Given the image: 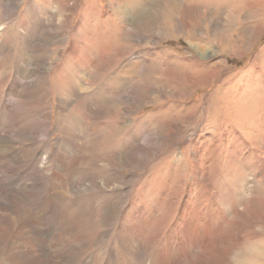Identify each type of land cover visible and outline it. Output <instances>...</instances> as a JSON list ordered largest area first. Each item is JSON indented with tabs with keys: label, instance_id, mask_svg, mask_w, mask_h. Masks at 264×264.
<instances>
[{
	"label": "rangeland",
	"instance_id": "rangeland-1",
	"mask_svg": "<svg viewBox=\"0 0 264 264\" xmlns=\"http://www.w3.org/2000/svg\"><path fill=\"white\" fill-rule=\"evenodd\" d=\"M159 1L155 19L134 39L131 27L113 14L114 6L127 7L125 0H0V106L9 111L6 116L28 117L7 125L10 139L1 153L5 177L16 183L31 176V197L36 199L61 189L60 180L54 190L35 174L38 156L49 150L57 160L55 143L62 140L56 115L66 109L58 106V85L51 79L55 71L74 72L85 64V82L77 89L88 97L78 106L87 124L83 122V131H73L75 160L69 164L62 157L58 163V175L65 168L68 191L62 205L82 216L91 212L101 230L106 225L118 229L128 218L125 234L136 233L140 252L159 255L161 264H197L201 259L208 264H264V0H222L217 8V0ZM127 37L136 50L106 74L105 64L115 52H124ZM134 63L142 78H127L122 92L115 77ZM48 78L46 86L36 88ZM137 84L141 97L126 96ZM18 96L28 105L13 101ZM102 110L109 112L108 130L127 128L123 136L116 129L90 128L93 119L101 122ZM43 118L51 120L44 124L45 134L36 124ZM30 129L28 142L29 135L22 134ZM98 132L112 137L101 139ZM123 152L134 155L126 165L129 171L112 161ZM82 156L89 158L91 173ZM85 175L102 187L107 181L110 185L75 194L87 183ZM121 177L135 181L116 188ZM127 191L124 206L121 194ZM5 227L0 225L1 238ZM116 234L107 239L109 250L115 249ZM17 241L11 237L4 252L10 253Z\"/></svg>",
	"mask_w": 264,
	"mask_h": 264
},
{
	"label": "bare ground",
	"instance_id": "bare-ground-1",
	"mask_svg": "<svg viewBox=\"0 0 264 264\" xmlns=\"http://www.w3.org/2000/svg\"><path fill=\"white\" fill-rule=\"evenodd\" d=\"M152 1H153V3H151L150 8H148L150 0L149 1L148 0H125L126 4H124V6H127V7L129 6V8L120 7V6H116V7L114 6L113 7L114 8L113 14L119 15L118 16L120 18L119 20H121V22L128 24L129 28L131 27L130 32L133 34L134 39H136V37L141 36V27H143V28L146 27L147 25H149L151 23L152 20L155 19V15H154L153 11H156L158 9V6L160 5V1L159 0L157 2L155 0H152ZM221 1L222 0L215 1L216 8L218 5H220L222 3ZM112 2L113 1H111V3ZM126 9H130L131 11H122V10H126ZM86 19L87 18H85V20ZM68 29H69V27H68ZM66 31H68V30H66ZM172 32H173L172 34H174V31H172ZM84 36H86V35H84ZM126 36H129V34H127ZM126 40H127V43H126V45L123 46L124 52H122V53L121 52L119 53L118 51L115 52V54H113V56H111L108 59V63L105 64L103 70H104V72H106V74H108V70L112 71L113 67H116V65L120 62V60L127 53H131V52L136 50L137 47H135L133 45V43L129 44V42H128L129 38L128 37L126 38ZM81 41H83V40H81ZM84 41H86V40H84ZM86 42H88V41H86ZM24 49H25V44L21 45V50H23V51L20 52L21 53L20 56L24 53ZM43 51H45V50H43ZM73 56H75V55H73ZM11 67H15V66H11ZM18 68L19 67H17V69ZM48 68H50V67L48 66ZM87 69H86L85 64H83L78 69L74 70V72L71 71V68L69 70H63V71L61 70L62 75H61V71L59 72L58 71L59 69H58L57 71L59 73H56V71H55L54 72L55 76L51 79V81H53L55 83V85H58V87L55 88L56 89V91H55L56 92L55 93L56 98H58V100H57L58 106L62 105L66 109V111L64 114L60 113V114L56 115L58 131L62 135V137H61L62 140L55 143L56 147L58 149L57 160L53 161L51 159L52 157L50 158L49 150H47L46 153H43V156L42 155L38 156V157H40L39 161L35 160L38 163V165L40 164L39 167L43 168V169H40L38 167L39 173H35L37 176V179H41L44 176L45 180L47 182L46 185H49L52 183V185L54 186V190H55V187L57 189L58 184L60 185V183H58L57 180L61 181V189L59 191L55 190V192H53L49 198L36 199V198L31 197L32 196L31 195L32 190L30 188V185L32 183L31 182L32 179H30L31 176L29 178L27 174H25V177L23 179L19 180L18 182L15 181L16 183L11 182L8 178L5 177L6 174H5L4 169H3L4 166H2L4 162H3V159L1 158V153H3L5 151V150H3L2 144L7 143L8 140L10 139V136H8V133L6 131V128L8 127L7 125H16L19 123H23L22 121H28V117H25L22 113H19L18 114L19 116H17L16 114L13 116H10V117L6 116V114L9 113V111H7L6 109H2V107L0 106L2 109V112L0 114V225L1 224L5 225L6 226L5 228H7L6 229L7 232L6 231H5V233L2 232L5 235L3 238H1L2 235L0 234L1 235L0 239H2L0 242V259L3 260V264H161V263H159V260H160L158 257L159 255L152 256V255H149V253L143 255V253L140 252V249L138 247H139L141 242H139V240L137 239L138 235L136 233L131 232V235L133 234L131 237L125 234L126 233L125 229L129 226L128 225L129 224L128 218L127 219L123 218L122 221L120 220L121 222H120V226L118 229H116L115 225H106L104 227V229L101 230V229H97L94 226V222H93L92 217H91V212H88L85 216H82V213L80 214L79 212H77V210L73 211V210L69 209V207L62 205L63 197L68 196V191H67L66 186L64 185V183H65V179L63 178L64 175H62L63 173H65L64 172L65 168L63 170V173H60V175H58L57 174L59 171L58 163L62 159V157H65V159L69 160V164L73 160H75V158H74L75 153L72 152V149L74 150V146H73L74 144H72V143L75 142L76 132L74 134L73 131H75L77 129H80L81 131H83L84 130L83 129L84 128L83 122H84V124H87L86 117H85L86 113L83 109H82V111L81 110L78 111V109L80 108L78 106L83 101H85V100L87 101L88 97L86 99L84 97V95L78 94L79 91L77 89L78 87H80V86H78L79 83L83 82V80L85 78V74L88 72ZM89 72H91V71H89ZM141 73H142V71H140L138 64L134 63L133 67L129 68L127 71L120 72V75H117L115 77V85H117L119 87L118 90L125 92V90H127V88L125 86L127 85V82H129L126 79L127 78L131 79V77L133 79L134 76H139L142 78ZM47 74H48V72H47ZM92 74H93V72H92ZM62 76L64 77L63 80L61 78ZM82 76H83V78H82ZM9 79H6L7 80L5 82L6 84L10 83ZM48 79L44 80L42 83L40 82V84H37L36 88L46 86L47 82L48 83L50 82V79L49 80ZM13 80H15V79H13ZM84 82H85V80H84ZM110 84H112V83H110ZM138 85L139 84H137L135 91H133V89H131V88L128 90V92L126 91V93H127L126 96L133 95L136 98L141 97V95L143 94V91L141 90L140 86H138ZM34 92H36V91H34ZM5 94H6V92H5ZM1 95H2V93H1ZM87 96H91L92 98L98 97V95H94L93 93H90V95H87ZM72 97H75L74 101H73ZM2 99H4V95H2ZM12 99H13V101H15L17 104H20L21 106H23V104H25V99L21 96L13 97ZM30 99H32V98H30ZM25 105H28V103ZM10 106H11V104H10ZM67 111H69V113ZM32 112H33V110H32ZM37 113H39V112H37ZM33 114H35V113H33ZM100 114L101 115H99L98 118L101 119V122L97 123L93 119V125H92V121H91V125H89L90 128L92 130H95L96 132L99 131V129L103 130V128L107 129L108 127L111 126V124L107 121L108 120L107 118H109V112H104V110H102L100 112ZM118 118L119 117L117 115L115 120H118ZM32 120H34V118ZM49 120H50L49 118H47V120H45V118H43V121H41L40 123L38 120L39 124L36 123L38 126L40 125V128H42V131H41L42 133H43V129H44L43 127L45 125H48ZM34 121L31 124H35ZM36 122H37V120H36ZM60 126H62V128H60ZM114 129H116L119 132V134H121L120 136H123L124 133L126 132L127 128L125 126H122V127L118 126L116 128L113 126V128L111 130L107 129L106 131L111 132ZM24 133L29 135V138H26L27 141L28 142L31 141V136L33 135V132L31 131V129L29 131H27V133L23 132L22 135H24ZM43 134H45V133H43ZM97 134L101 139L106 138V137H112L111 135H106L103 132H98ZM130 136L134 137L133 135H130ZM119 138H121V137H119ZM43 139H44V137H43ZM63 139H65V140H63ZM125 139L127 140L126 135H125ZM62 143H64V145H67L66 149H64V148L62 149ZM44 146H45V144H44ZM139 148H141V147L138 146V150H140ZM35 150H37V149H35ZM68 153H69V155H68ZM137 153H140V155H141V150ZM129 154L130 153H124L123 152L122 156L117 155L116 158H114L112 161L117 162V165L121 164V166H120L121 170L129 171L130 169H128L126 167V165L129 164L130 161L134 160V157H132L134 155H129ZM82 158L87 159V160L83 161V164L88 165L89 164L88 163L89 158L86 156H82L81 159ZM108 162H110L109 158L107 159V163ZM33 164H34V162H33ZM107 166H109V165H107ZM23 168H25V167H23ZM33 169H35V168H33ZM87 169L89 171L87 173H91L90 165H88ZM21 172L22 171L20 169H17V170L14 169V173H18L19 175H21L22 174ZM18 174H16V175H18ZM82 178H84V180L87 181V183H83V186L79 185L78 193L75 192V194H82V193L84 194L87 191H92V188L94 190H99L102 188H106L110 185V184H108L109 182L107 181V182L103 183V187H102V186H100L99 183H97V181H95L93 179L90 180L87 177V175L83 176ZM126 180L130 183H132V181H135V180L128 179V178H126ZM126 180L124 177L118 178L115 181V183H117L118 185L115 187L116 188L125 187ZM111 183H112V181H111ZM115 183H114V185H115ZM45 187H48V186H45V185L42 186V188H45ZM32 189H34V188H32ZM128 194H129V191L121 194L122 200L124 199V201H122L124 206H125L124 202H125V199H126ZM119 201H121V200H119ZM41 209L44 210V214L42 216L39 215V210H41ZM110 215H111V218L113 220L114 214L110 213ZM120 218H122V217H120ZM135 219H137V218H135ZM117 222L118 221H116L114 224H117ZM116 230H117V234H116V237L114 238L116 241L115 249L113 246L114 250L112 248L109 250V247L107 246V239L110 240L111 234L114 233ZM11 237H16L18 239V241H17L15 246H12L10 253L9 252L5 253L4 250H5V248L8 247V240ZM140 240H141V238H140ZM112 245H114V244H112ZM141 245H142V243H141ZM34 254H40L39 257H42V259H40L39 257H35ZM248 261H250V260H248ZM160 262H162V261H160ZM207 262L204 261V259H201V262H198L197 264H208ZM248 264H250V262H248Z\"/></svg>",
	"mask_w": 264,
	"mask_h": 264
}]
</instances>
